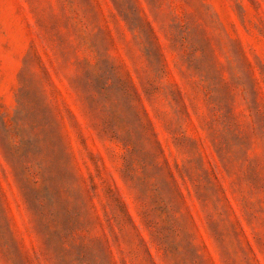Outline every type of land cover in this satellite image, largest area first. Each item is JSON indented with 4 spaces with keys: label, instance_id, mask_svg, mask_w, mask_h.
I'll return each mask as SVG.
<instances>
[{
    "label": "rangeland",
    "instance_id": "1",
    "mask_svg": "<svg viewBox=\"0 0 264 264\" xmlns=\"http://www.w3.org/2000/svg\"><path fill=\"white\" fill-rule=\"evenodd\" d=\"M0 264H264V0H0Z\"/></svg>",
    "mask_w": 264,
    "mask_h": 264
}]
</instances>
